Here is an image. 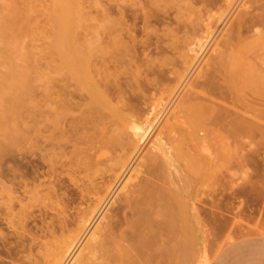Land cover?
<instances>
[{"label":"bare ground","instance_id":"1","mask_svg":"<svg viewBox=\"0 0 264 264\" xmlns=\"http://www.w3.org/2000/svg\"><path fill=\"white\" fill-rule=\"evenodd\" d=\"M55 1L57 3L56 7H59L56 12L58 13L59 11L60 14L65 15V8L67 7V5H62L63 0L59 5L57 2L58 0ZM120 2L124 3L123 6L119 8L120 10H118L120 19L115 20V17H112V14L114 16L112 10H110L109 14L107 13V16L109 17L108 19L106 18L108 21L106 24V34L110 42L108 43L104 39V42L108 44L107 49H105V55H107L106 59H102L101 56H99L101 53H103L102 48L100 47V44V46L98 45V41L96 42L94 40L95 38L97 39L98 37L99 39L100 37L97 27L95 28V31H93L95 35V38L93 39L94 41H91V44L89 45L90 49L88 47L91 52H89L91 56L89 58L82 57L80 56V54L78 55L79 49L77 50L78 52L75 48L71 49L70 54L60 59L59 72H56V76H53V78H48V82L47 80H44L45 84L46 82L47 84L45 85L46 88L44 90L46 103L44 104L45 107L43 106V120L41 122V125L44 127V136H42L43 138L40 136V138H42V145L37 146L36 140L38 138L36 137V139H34L35 136L34 138H28V143L26 141H23L26 142L28 147L31 149L30 151L32 153V156L36 153L37 150L40 151L39 154L42 157L41 162H35V164H33L32 166V169H30L31 171L26 172V170V173L24 172L23 175L21 174L22 176L19 179L21 181L19 182V180L17 179L19 184L15 185L18 190H10L11 195L15 197H12V199L8 203L7 200L4 201V199L0 197L1 199H3L4 203L6 202L4 204L6 206V210L4 209L6 213L4 212L5 214H2L4 216V218H2L1 213H3V210L2 212L0 210V220L3 219L4 221H7V223L16 230L15 235L18 239V241L15 240V244L12 243L13 245L11 243H8L10 245L9 248H3L4 252L8 254V258H13L14 262L25 264L26 260L27 262L29 260L30 264L139 263V248L141 245L139 243L141 242L139 241V239L144 234L143 232L153 228L155 220L160 218L161 224L163 221L161 230L167 235V237L168 234H170L169 236H171V234L172 236L174 235L170 239L171 242H168L169 240L167 241L168 244L166 243V246H168H165L166 255L169 258V262H166H168V264H190L191 255H194L192 254L193 245L195 244L194 236L196 233H198V231L199 234H204V226L202 223L204 218H202L203 220L200 222V216H204V211L199 208L194 209L193 207L183 203V199L185 198L186 194V191L184 189L180 190L179 188V191H174L169 188V186H171V184L173 183V179L183 180V177H180V175L182 174H177L175 177L171 176L170 173H163V175H161L160 172L163 167L171 168L174 165L175 159H180L177 158V156L175 157L174 155V150H176V148L179 149L182 147L183 149V146H185L188 150H192L191 148L193 147H197L198 149V143H205L203 139H205L209 133H207L206 131V126H209L210 124H206V122H204V126L206 125V128H204L203 124H201L203 122H201V119H203L202 116L204 117L209 114H205L206 112L212 111L211 108L215 107L214 105L216 104V102L214 101L215 99H213V97H215L217 94L220 95V93H222L223 91V84H220V78L218 76L222 72L221 69L224 68L226 70L225 75L221 74L223 78L234 76L237 70L241 68L240 66L242 64V56L246 57L247 54H250L251 48L249 47V41L251 38H255L251 36L253 34L255 36H258V34L260 35L264 31V6L262 0H250L249 2H245V0H121ZM99 5L97 3V6ZM113 6L114 5H112V8ZM239 8H241L242 10L241 13L239 12L240 14L237 12L236 17L235 11ZM214 10H217L218 12H213ZM14 11L15 10H13V13ZM234 16L236 17V19L234 18ZM233 18L235 20L232 21ZM129 22H133V24L131 25L129 24ZM64 26L66 27V24ZM90 26H93V24ZM258 26H262V32L261 30L259 31L261 27H259L258 29ZM255 30H257L256 32H258V34H255ZM72 31L74 30L70 31L69 29H67L63 31V36L68 35L70 37ZM139 32L143 34V37H146H144L145 40H137ZM107 37H105L106 40H108ZM219 37H221V42H219L221 43L223 48L220 49L219 47L217 48V50H215L216 56L214 55V59L212 57L213 60L210 59V62L207 61V68L201 67L208 51L212 47V44L217 41ZM236 41H241V43L244 41V43H246L245 48L247 49H242V51L237 52V50H235L236 47L233 44V42L236 43ZM237 45H239V43ZM169 50L172 51V54H175L177 56V61L175 64H173L175 66L177 64L176 67L173 66V68H175V71L172 70L173 68L171 70L168 69V71H171L172 77L171 75H169L170 72L168 73V71L161 69V66V68L157 67L156 63L154 64L153 61H150L153 55L160 57V59L162 57L165 58L166 55H170L168 54ZM215 52L213 53L215 54ZM147 54H149V56L151 54L152 57L149 60L146 58L147 61L145 59V61L142 60L138 65V62L140 61L139 58H141L140 56H145ZM125 58H129V60H123ZM169 58L171 57H168V59ZM167 63H169V61ZM128 66L136 68L135 74L130 73L132 74L131 77L134 76L133 82L131 81L132 86L128 82L129 79H127L126 82H120V80H122L120 79V69H128ZM152 67H157L158 69H153ZM131 70L132 69H130L129 71ZM51 73L53 72L51 71ZM150 73L153 74V76H156L155 80H151V78L148 79ZM142 76L143 78H141ZM54 79L56 82L60 83L57 90L58 93H56L58 94L57 99L60 100L61 98V100L60 102L58 100V104H60V106L57 107L53 106V104L55 103H53V94H51L52 85L50 86L51 82H54ZM226 80L227 79H225V81ZM222 82L224 83V81H221V83ZM171 85L173 86L171 87ZM188 85L190 87L187 97H184L185 99L183 101L179 100L180 104L172 110V113H169L168 115L163 117V115L168 112V107H165L167 102L168 104L173 101L175 103V98L179 99L180 93L182 95V91L185 90ZM165 87L166 90L171 87L167 90L166 97L154 100L152 99L154 102H152L151 106L149 105L150 107H147L148 102L151 100L149 99V97H151L150 95L152 94V90H154L155 92L158 91L159 93V90L164 89ZM42 88L44 89L43 86ZM135 88L141 90L142 93H140V95L135 93ZM198 88H202L203 90L206 89L208 92L204 93L202 91V93L204 94H200L201 90H199V93V91L197 90ZM217 91H219V93H217ZM149 93L151 94L149 95ZM222 94L225 95L224 93ZM154 95V97L156 98V94ZM218 95L217 97H219ZM42 97L44 99V96ZM70 110H74L77 113H75V115L72 114V119H68L71 114ZM29 112L30 111H28V114ZM126 113H128L129 115H127ZM226 113L228 115L230 114L229 116L231 118L226 122L232 127L233 131H236L235 129L239 128L238 126L241 125L240 123L244 118L241 120L240 118H242V116L238 118L232 112L230 113L227 111ZM35 114L36 113H34V115ZM188 116H192L191 118L196 124H191L192 120ZM162 117L166 119V122L164 125H162L164 123L163 119V123L161 122V125L163 126L161 130H164L159 131V128L161 127L160 121ZM187 117L188 119H190V124ZM236 117L241 120L240 123L239 120H236ZM259 117H261V115H259ZM205 119L203 120L205 121ZM215 119L213 120V122L211 121L213 124H218L219 122L221 123L222 118L219 117V119ZM245 120L246 118L243 120L244 123L242 124L244 129H247V120ZM31 121L32 122H30L31 125L29 126V130L25 128L26 130H28V132L30 131L29 136H31L32 132L35 130V122L38 123V120L36 121L34 120V118ZM121 124H124L123 126L125 129H123L122 126L121 128L123 130L119 129ZM241 129L243 128L241 127ZM241 129H238L239 131H236L235 134H240L239 132L243 131ZM23 132L24 130L21 133L23 134ZM173 134L175 136L177 135L178 137V141L177 139L176 141L173 140L177 143L178 147L176 148H174L172 143V139H175V136ZM209 134L213 133H211L210 131ZM241 134L239 135L240 137ZM247 134L249 133L247 132ZM225 135L227 136V134ZM173 136L174 138H172ZM207 138L205 140H207ZM179 139L182 141V144L179 142ZM210 140L212 139L210 138L208 140L209 142L207 141L209 144L211 142ZM230 141H232V139ZM149 142L151 144L150 148L148 149L149 151L147 150L148 155L145 158H141L142 152ZM224 144L222 145L226 146V144ZM222 145L221 147H223ZM18 146H15L16 150ZM186 148L184 149L186 150ZM218 148L216 149V151L218 150ZM200 152L202 151L200 150L199 153ZM206 152L208 153V150ZM29 153L30 152H28V154ZM36 154H38V152ZM211 156L212 155H210L209 157ZM189 157L190 154L188 153V158ZM140 158L141 162H139ZM212 160H214V158H212ZM180 163L181 162H179V164ZM184 165L186 166V161ZM201 165L202 164H200V167ZM197 167L198 171H201L199 170L200 167ZM16 172L17 171H15V173ZM19 172H17V174ZM66 173L69 175L71 183L77 190L75 192H67L66 189L68 188H66L65 191L62 192L69 193L66 194L67 197L65 199L63 198L62 201H57L56 197L59 196V193H61L60 191L63 189V184L65 185V183H62L61 177ZM193 175L196 176V173ZM197 176H199V174ZM3 177L4 175L1 176V179H4ZM189 179L190 177H188V180ZM23 180H25L24 183H22ZM1 181L3 182L5 180ZM178 183H176V185ZM229 188L230 187H228V189ZM0 193H2V191H0ZM169 195H175V197L183 200L182 204L179 203L177 207L175 205L176 209L178 210V212H176L177 210H175V213H177L175 217L173 211L175 207L172 208V204H169L167 200ZM217 197H219V199L221 198V196ZM51 198L55 199V202H48L51 205H46L45 201L51 200ZM28 200H33V204L34 202H36L42 207V211H40L41 215L37 217L38 220L32 219L35 220V222L37 221V224L35 223L36 227H33L34 224L30 228H27L25 227V225H23L25 224L23 222H25L27 214L29 215L30 209L32 208V206L30 207V205L24 204V202ZM28 203L30 204V202ZM199 203L203 204V202ZM16 204L21 205V212L19 213L15 212ZM205 204L207 205L206 202ZM252 207L255 208L254 206ZM43 208L48 209L51 212H55L56 217L55 215L48 213L49 211L44 212ZM251 208L249 209L250 212L255 210H252L253 208ZM218 209L219 208L215 207L214 210L218 211ZM224 212L226 213V211ZM256 212L257 211H255V213ZM216 213L212 212L211 215L208 214L207 216L213 215V217L216 218ZM238 213H240L239 210ZM261 213L262 212H260V214ZM49 214H51L52 217H55L56 220L51 218ZM30 215H32V212ZM38 215H36L35 213V216ZM252 215H254V212H252ZM165 217H167L166 221L164 220ZM218 217L219 215L217 216V219H220L219 221L221 222V218ZM212 219L214 222L215 219ZM207 220L209 222L211 221L209 219ZM213 222L211 224H213ZM216 223L213 225H216ZM155 231H157V229ZM158 233L160 232H157V235ZM13 234L11 233L10 236H12ZM154 234L156 235V233ZM4 235H0V242H4L6 240V242L9 241ZM161 235L163 236L164 234ZM152 238L154 237L152 236ZM230 241H232L231 238ZM148 243L146 245H148ZM2 247L0 244V249ZM150 248L151 247L147 249L149 250ZM205 250H207V248ZM205 253L201 254L200 259L198 258L200 262H198V259L196 260L197 257L194 256L195 260L193 258L191 264H195L196 262L198 264H211L212 261ZM2 255L3 256L1 257L3 258L5 254L2 253ZM167 256H165V258H167ZM165 258L164 260L162 259L164 263ZM158 262L160 263V261ZM0 264L2 263L0 262Z\"/></svg>","mask_w":264,"mask_h":264},{"label":"rangeland","instance_id":"2","mask_svg":"<svg viewBox=\"0 0 264 264\" xmlns=\"http://www.w3.org/2000/svg\"><path fill=\"white\" fill-rule=\"evenodd\" d=\"M61 1L62 0L57 1L58 5L60 4ZM120 1L121 0H63L62 5L65 4V6L67 5V7L65 8V10H66L65 15H62L59 13V11H58V13L56 12L59 9V7H56L57 3L55 0H0V174L3 173V174H1V176L4 175V177H3L4 179H1V176H0V191H2V193H0V197L3 198L4 201L7 200V203L12 199V197H15V196L11 195V191L12 190L14 191L15 189H17L15 185L19 184V182L21 181L19 179L21 178L23 173L26 170H27L26 172L31 171L30 169H32V166H33V164H35V162H37V161L41 162L42 157L39 154L40 151L37 150L36 153L38 152V154L35 153L32 156V153L30 151L31 149L28 147L27 143L29 140L28 138H31V137L34 138V136H35L34 139H36V137L38 138L36 140L37 146L42 145L41 142H42V138H43L42 136H44V134H43L44 127L41 125V122L43 120V111H44V107H45L44 104L46 103L44 90L46 88L45 85L48 82L47 79L53 78V76H56V74L59 72L60 59H62V57H64V56L70 54L71 49L75 48L76 51L79 49L78 50L79 52L77 51L78 55L80 54V56H82V57L89 58L91 56L90 55L91 52L89 50L90 49L89 45L91 44V41L95 38L93 31H95V28H97V27L99 30L100 37H99V39L97 37V39L95 38L94 40L96 42L98 41L97 42L98 45L100 44L101 46L100 45L99 46L102 48L103 53H101L99 56H101L102 59H104V58L106 59L107 55H105V52H106L105 49H107L108 44H106L104 42V39L106 42H108V43L110 42V40L106 34V32H107L106 31V26H107L106 24L108 22L107 19L109 17L107 15L110 13V10H112L113 11L112 13H114V16L112 14V17L113 18L115 17L114 18L115 20L120 19V14H119L118 10H120L119 8H121V6H123V4H124L123 2H120ZM246 1L249 2L250 0H245V2ZM251 1H253V0H251ZM97 3H98V5L99 4H101V5L97 6ZM262 3L264 6V0H262ZM112 5H114L113 8H112ZM115 7H118V8H115ZM114 8H115L116 12L114 11ZM100 9H101V12H100ZM13 10H15L14 13H13ZM241 10L242 9L239 8L235 11L236 17H237V12L241 13ZM213 12H218V11L214 10ZM94 14H95V16H94ZM68 16H70V17H68ZM96 16H97V18H96ZM236 17L234 16L235 19H236ZM61 18H62V20H61ZM234 18L232 19V21L235 20ZM61 22H63V23H61ZM63 24L64 25L66 24V27ZM92 24L94 27L90 26ZM129 24L132 25L133 22H129ZM231 25H232V22H231ZM259 27H261V28L259 29ZM67 29H69L70 31L74 30V31H72V34L70 35V37L68 35L63 36V31H65ZM258 29L260 31L262 29V26H258ZM257 30H255L254 32H256ZM261 32H262V30H261ZM262 33H261L262 35L261 34L259 35L258 32H256L255 34H258V36L257 35L255 36L252 33L254 36L252 35L251 37H255V38H251L249 41V43H250L249 47L251 48L250 54H247L246 57L242 56V62H241L242 64L240 66L241 68L237 70V72L234 74V76L228 77V78L224 77L225 79H227L225 81V79L221 76V74L222 75L226 74L225 73L226 70L224 68L221 69L222 72L218 75L220 78V80H219L220 84H223L222 85V89H223L222 93H224L227 96L220 93V95L217 94L219 97H217V95L215 97H213V99H215L214 101L216 102V104L214 105L215 107L212 106L214 109L211 108L212 109V111H210L211 113L206 112L205 114H207V113H209V114H207L204 117L202 116L203 119L207 118V119H205V121L203 119H201V122L203 121L201 124H203L204 122H206V124L207 123L210 124L209 126L205 125L208 129L204 126L205 123L203 124L204 128H206L207 133L208 132L210 133V131H211V133H213V134L208 133V136H207L208 138L206 137L207 140H205L206 138L203 139L205 141V143L204 142L198 143L197 145L199 146V148L197 149V147H193V148H191L192 150H188L185 146H183V149L186 148V150L185 149L183 150L182 147L177 149L176 147H178V146H177V143L175 141H176V139L178 141V137H177V135L175 136L173 134L175 136V139H172V143H173L174 148H176V150H174V153H175L174 155H175V157L177 156V158H180L181 160L175 159L174 165L171 168L170 167H168V168L163 167V169H161V172L159 171L161 175H163V173L164 174L170 173L171 176H175V177L177 174H180V173L182 174V175H180V177L182 176L183 180L173 179V183L171 184V186H169V188L174 190V191L175 190L179 191V188H180V190L184 189L186 191L185 198L183 199L185 202L183 200L179 199L178 197H175V195H169L167 200H168L169 204H172V206H173L172 208H174L175 205L177 207L179 205V203L182 204V201H183V203L193 207L194 209L199 208V209L203 210L205 213L204 216L203 215L200 216V222L203 220L202 218H204V220L202 221L203 226H204V234L203 233L199 234V231H198V233H196L194 236L195 237L194 238L195 244L193 245V250H192L193 251L192 254H194V255H191V258H190L191 261L193 260L194 256L197 257L196 260L198 258L200 259L201 254L206 252L205 254L208 256V258H210V260L213 263L214 259L218 255V253L226 245L234 242L235 240L243 239V238H250V237H259V236L263 237L264 236V175H263L264 174V135H263V133H264L263 132V130H264V114H263L264 113V31ZM104 34H106V35H104ZM105 37H107L108 40H106ZM144 37H143V34H141L139 32L137 40L138 41L145 40ZM219 41L221 42V37H219L217 39V41H215L216 43L214 42L212 44V47L208 51L206 58H205L203 64L201 65V67L207 68V63H208L207 61L210 62L211 61L210 59H212V57L214 59V57L216 56L215 50H217V48H219V47H220V49L223 48ZM101 43H103V44H101ZM219 43H220V45H219ZM238 43H239V45H237ZM233 44L236 47L235 50H237V52L242 51V49L243 50L247 49V48H245L246 43H244V41L242 43H241V41L240 42L236 41V43L233 42ZM70 47H72V48H70ZM88 47H89V49H88ZM213 52H215V54ZM85 53H86V55H85ZM168 54H170V55H168V56L166 55L165 58L162 57L161 59H160V57H157L155 55H153V57H152L151 54H150V56H149V54H147L145 56H140L141 58H139L140 61L138 62V65L141 63L142 60L145 59L147 61V59L149 60L152 57L150 59V61H153L154 64L156 63L157 67L161 66L162 68L161 67L160 68L163 70H166V71H168V69L171 70L173 68V66H175L173 64L176 63L177 56L175 54H172V51H170V50H169ZM212 54H213V56H212ZM168 57H171V58L168 59ZM171 59H172V61H171ZM123 60L128 61L129 58H125ZM157 60H159V61H157ZM168 61H169V63H167ZM170 61L172 64L170 63ZM162 64H163V66H162ZM153 66H155V65H153ZM176 66H177V64H176ZM129 67H131V66H128L129 70L132 69L131 71H129L127 68L120 69V72H121L120 79H122V80H120V82H126L127 79H129L130 81L128 80V82L132 86L134 76L131 77L132 74H130V73L135 74L136 68L135 67L129 68ZM157 67H152V68L158 69ZM170 70L168 71V73L170 72L169 75H171V77H172V73ZM172 70L175 71V68H173ZM51 71L53 73H51ZM54 72H55V74H54ZM127 74H129V75H127ZM45 75H48V76H45ZM50 76H52V77H50ZM125 76H128V77H125ZM152 76H153V74L150 73V76L148 77V79L151 78V80H155L156 76H153V77ZM141 78H143V76ZM44 80H47L46 84H45ZM53 81L55 82V84H54V82H51V84L50 83L49 84H50V86L52 85L51 86V89H52L51 94H53L52 99H53V103H55V104H53V106L57 107V106H60V104H58V103L61 100V98H60V100L57 99V96H58L57 90H58V86L60 85V83L56 82L55 79ZM221 81H224V83L223 82L221 83ZM224 85H225V87H224ZM42 86L44 87V89L42 88ZM172 86L173 85H171V87ZM171 87H169L168 89H170ZM189 87L190 86L188 85L186 87V89L182 91L184 94L182 93V95H181V93H180V95H179L180 98L178 97L179 99L175 98V103H174V101L170 102L172 104V106L170 103H169L170 104V106H169V104L167 102L165 107L166 106L168 107V109H167L168 112L165 113V115H163V117H165L169 113H172V110L175 109L177 107V105L180 104L179 102L181 100L183 101L185 99L184 97H187V95L189 93ZM124 88H125V86H124ZM224 88H226V89H224ZM164 89H160L159 93H158V91H156L157 92L156 93L154 90H152V94L149 93V95L151 94L150 95L151 97H149V99H151V100L150 101L148 100L149 102L147 104V107L151 106L152 102H154L153 101L154 99H160L162 97L163 98L166 97L168 89L166 90V87ZM197 90L198 91L201 90V93L199 91L200 94H204V93L208 92L206 89H204V90H206V91H204L202 88H198ZM134 91H135V93H137L139 95H140V93H142L141 90H138L136 88ZM153 91H154V93H153ZM202 91L204 93H202ZM217 93H219V91H217ZM226 93H228L229 95ZM32 94H34V95H32ZM39 94H40V96H39ZM154 94H156V98L154 97L155 96ZM42 96H44V99ZM31 98H33V99H31ZM216 98H218L220 101ZM226 99H228V100H226ZM58 100H59V102H58ZM54 101H57V102H54ZM176 101H177V103H176ZM225 101H227V102H225ZM226 103H230L231 105L226 104ZM40 105H42V106H40ZM30 108H32V109H30ZM33 109H35V110H33ZM169 110H170V112H169ZM242 110H245V111H242ZM28 111H30L29 114H28ZM35 111H37V112H35ZM70 111H71V114L68 117V119H70V118L72 119L73 115H75V113H76L74 110H70ZM72 111H73V113H72ZM213 111H215V112H213ZM227 111L230 113L232 112L238 118H240L242 116V118H240L241 120L243 118L244 119L246 118L247 121L246 120L245 121L247 122V129L248 130L246 128L244 129V127H243L242 123H244L243 122L244 119L241 121L236 117L237 118L236 120H239V123L241 121V123H240L241 125L238 126L239 128H237L235 130L239 131L241 129V127L243 128V129H241L243 131L239 132L240 134L242 133L241 137L239 136L240 134H238V133L235 134L236 131H233L232 127L226 122V121H229V119H231L229 116L230 114L228 115L226 113ZM34 113H36L37 115L36 114L34 115ZM126 114L129 115L128 113H126ZM211 114H213V115H211ZM244 115H245V117H244ZM259 115H261V117H259ZM36 116H37V118H36ZM216 116L218 119H219V117L222 118L221 123L219 122L221 125L219 123L218 124L212 123L213 120L216 118ZM262 116H263V118H262ZM163 117L160 121L161 127L159 128V131L163 127L162 125H164L166 122V119H164ZM188 117H187V119H188ZM191 117L192 116H190L189 118L192 120ZM29 118H31V119H29ZM33 118L36 121L38 120L37 121L38 123H36L34 121L36 124V126L34 124L35 130L32 132V135L29 136L30 131L28 132V130H29V126L31 125L30 122H32L31 120H33ZM28 119H29V122H28ZM163 119H164V123H163ZM190 119H188L189 124H190ZM23 121H24V123H23ZM252 121H253V123H252ZM192 123L196 124L194 122V120L191 121V124ZM237 123H238V121H237ZM123 125L124 124L120 125V128H119L120 130L125 129ZM249 125H251V126H249ZM121 126L123 129L121 128ZM224 126H226V127H224ZM25 128L28 130H26ZM23 130H24V132L22 134L21 132ZM162 130H164V129H162ZM38 132H40V133H38ZM243 132H244V134H245V132H246V134H247V132L249 134L244 135ZM16 133H17V136H16ZM41 133H42V135H41ZM214 133H215V135H214ZM225 134H227V136ZM217 135H219V136L222 135V136L219 137ZM40 136L42 138H40ZM174 136L172 138H174ZM214 136L216 137V139ZM18 137H19V139H18ZM217 137H218V139H217ZM210 138L212 140H210L211 142L209 144L208 140ZM233 138H235V139H233ZM10 139L12 140V142ZM231 139L233 142L230 141ZM173 140H175V141H173ZM237 140H239V141H237ZM23 141H26L27 143L23 142ZM17 142H19V143H17ZM179 142L182 144V141L180 139H179ZM224 143L226 144V146L222 145ZM235 143H236V145H235ZM150 144L151 143L149 142L148 145L144 148L141 158L147 157L148 151H149L148 149L150 148ZM18 145H20V146H18ZM216 145H217V147H216ZM221 145L223 147H221ZM230 145H232V146H230ZM237 145H239V146H237ZM11 146H12V148H11ZM15 146H18L17 150H16ZM217 148H218V150L216 151ZM199 149L202 152L199 153V151H200ZM11 150H13V151H11ZM207 150H208V153L206 152ZM227 151L229 153L230 152L231 153L229 154ZM28 152H30V153L28 154ZM220 152H221V154H220ZM144 153L145 154L147 153L146 156ZM188 153L190 154V157H189L190 159L188 158ZM198 155H200V156H198ZM210 155H212V156L209 157ZM182 157H184V158H182ZM17 158H19V159H17ZM141 158H140L139 162H141ZM196 158H197V160H196ZM212 158H214V160H212ZM190 160L194 163H192ZM30 161L32 162V164ZM185 161H186L187 167L184 165ZM216 161H218V162H216ZM179 162H181L180 163L181 165L179 164ZM199 162H200V164H202L201 167H200ZM246 164H247V166H246ZM26 165H27V167H26ZM194 165H196V166H194ZM193 166L194 167L199 166L200 167L199 170H201V171H198V167L194 168ZM233 168H235V169H233ZM194 169H196V170H194ZM15 171H17V172L20 171V172L17 174V172L15 173ZM187 171H189V172H187ZM192 171H193V173H192ZM229 171H230V173H229ZM194 172L196 173V176L193 175V174H195ZM241 172L242 173L244 172V173L242 174ZM245 173H246V175H245ZM12 174H13V176H12ZM16 174H17V176H16ZM66 174H64L61 177L62 183H65V185L63 184V189L60 191L61 193H59V196L56 197L57 201L58 200L62 201L63 198L65 199L67 197L66 194H69L67 192H75L77 190L76 188H74L73 184L71 183L69 175L68 174L66 175ZM198 174H199V176H197ZM64 176L66 177V179ZM188 177H190V179L192 178L191 181H190V179L188 180ZM227 177H228V180H227ZM17 179L19 180V182ZM1 180H5V181L2 182ZM175 181H176V183H178V182L179 183L176 185ZM24 182H25V180L22 181V183H24ZM235 183H237V184H235ZM225 184L227 185V187ZM246 186H248V187H246ZM4 187H6V188H4ZM71 187H73V188H71ZM228 187H230L229 189L231 191L228 189ZM66 188H68V189H66ZM65 189L67 192L63 193L62 191H65ZM2 195H4L5 197ZM217 196H221V198H220L221 200ZM58 197H60V198H58ZM170 197H172V198H170ZM1 198H0V200H1L0 201L1 202L0 203V210H1V212L3 210V213H1V215H2V214L6 213L5 212L6 206L4 205L6 202L4 203L3 199H1ZM54 200L55 199L51 198V200L45 201V204L51 205L50 203L55 202ZM198 200H199V202H203V204L199 203ZM210 200H211V202H210ZM28 202H30V204ZM32 202H33V200L32 201L28 200V201L24 202V204L30 205V207L32 206V208L30 209L29 215L27 214L25 222H23V223H25L23 225H25V227H27V228L32 227L33 224H34L33 227L34 226L36 227L37 221L35 222V220H32V219L38 220L37 217H39L41 215L40 211H42L41 210L42 207L40 205H38L36 202H34V204H33ZM48 202H50V203H48ZM205 202L207 203L208 206L205 204ZM213 203H214V205H213ZM250 205H251V207L254 206L255 208L252 207L253 208L252 209L250 207ZM2 207H3V209H2ZM15 207H16L15 208L16 213L21 212V205L16 204ZM176 207H175V209H173L174 214H175L174 217L177 215V213H175V210H177ZM215 207L219 208L218 211L214 210ZM249 207L252 210H254V209L255 210L250 212ZM246 208H247V211H246ZM243 209H244V211H243ZM238 210L240 213H238ZM43 211L48 212L49 210L43 208ZM208 211H209V213H208ZM224 211H226V213ZM255 211H257V212L255 213ZM31 212H32V215H30ZM37 212L39 215L37 214ZM176 212H178V210ZM212 212H214V213L217 212L216 215L217 216L219 215L218 218H221V222L219 221L220 219L219 220L217 219L216 215H215L216 218L213 217V215L210 216L212 214ZM252 212H254V215H252ZM260 212H262V213L260 214ZM35 213L38 216H35ZM48 213L55 215V212H53V211L52 212L49 211ZM51 214H49V216H51V218L56 220V218H55L56 215H55V217H52ZM208 214H210V215L207 216ZM262 216H263V218H262ZM27 217H28V220L30 221V223L27 220ZM2 218H4L3 215H2ZM212 218H214L216 220V222L219 223V225H218V223L215 222V220L213 222ZM207 219L211 220L213 222V224L216 223V225L211 224L212 222L211 221L209 222ZM158 220H160V218L155 220V222H154V227H153L154 229L151 228V229L143 232L144 233L143 235L145 238L142 235V237H141L142 239L141 238L139 239V241L142 242V243L139 242L141 244L140 248H139V255H140L139 260L142 264H158L159 263L158 261H160L159 264H162V263L168 264V262H169V260H168L169 258L166 255L165 248L168 246V245L166 246V243L168 244V242H171L170 239L174 235L172 236V234H171V236H169L170 234H168V237H167V235L161 230L162 229L161 225L163 224V221L161 224L160 223L161 220L160 221H158ZM164 220L166 221L167 217H165ZM26 222H27V226H26ZM1 223L3 224V226ZM29 224H30V226H29ZM0 225H1L0 227L2 229L5 228L3 230H6V231H3L0 228V235H4L6 233L4 236H6L7 239L9 240L8 242H6L7 240L4 242H0L1 247L3 246L0 249V250H2V251H0V253H1L0 262L2 264H4V263L5 264L6 263L7 264L8 263L9 264H20L18 262H14L13 258L12 259L8 258L9 257L8 254L6 252H4V249H3V248H5V249L9 248L10 245L8 243L12 244V243H14V242L16 243V241H18L17 236L15 235L16 230L13 229L12 226L9 225L7 223V221H4L3 219L0 220ZM159 226H161V227H159ZM156 229H157V231H155ZM211 229H212V231H211ZM228 229H229V231H228ZM7 231H8V233H7ZM157 232H160V233H158V235H157ZM11 233L12 234L14 233L13 234L14 236L13 235L10 236ZM154 233H156V235L158 237ZM161 234H164L163 235L164 237ZM152 236L154 238H157V239L152 238ZM159 236H160V238H159ZM211 237H212V239H211ZM230 238L232 239V241H230ZM11 240H12V242H11ZM145 240H146V242H145ZM148 241H149V243H148ZM156 242H158V243H156ZM159 242H160V244H159ZM147 243H148L149 247H151L152 249L151 248L149 250L147 249V248H149L148 245H146ZM4 244H5V247H4ZM162 248H163V250H162ZM203 248H204V251H203ZM206 248H207L208 252H207V250H205ZM164 250H165V252H164ZM148 251H149V254H148ZM159 252H161V253H159ZM2 253L5 254L3 258L1 257V256H3ZM161 254H162L163 258L161 257ZM164 255L167 256V258H165ZM164 258H165V263L163 262ZM199 259L197 260L198 262H200ZM194 260H195V258H194ZM10 261L13 263H11ZM166 261H168V262H166ZM191 261H190V264H191ZM28 262L30 264L29 260H28ZM28 262L26 260L27 264H28ZM140 262L134 263V264H141ZM151 262H153V263H151ZM194 263H195V261H194ZM126 264H133V263H126Z\"/></svg>","mask_w":264,"mask_h":264},{"label":"crops","instance_id":"3","mask_svg":"<svg viewBox=\"0 0 264 264\" xmlns=\"http://www.w3.org/2000/svg\"><path fill=\"white\" fill-rule=\"evenodd\" d=\"M212 264H264V236L235 240L218 253Z\"/></svg>","mask_w":264,"mask_h":264}]
</instances>
